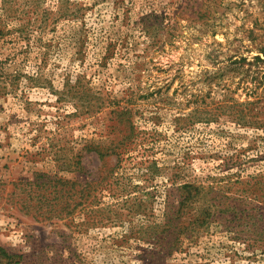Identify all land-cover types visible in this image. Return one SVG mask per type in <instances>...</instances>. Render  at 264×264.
Instances as JSON below:
<instances>
[{"label":"rangeland","instance_id":"374dc122","mask_svg":"<svg viewBox=\"0 0 264 264\" xmlns=\"http://www.w3.org/2000/svg\"><path fill=\"white\" fill-rule=\"evenodd\" d=\"M0 248L264 264V0H0Z\"/></svg>","mask_w":264,"mask_h":264},{"label":"trees","instance_id":"16d2710c","mask_svg":"<svg viewBox=\"0 0 264 264\" xmlns=\"http://www.w3.org/2000/svg\"><path fill=\"white\" fill-rule=\"evenodd\" d=\"M73 200V199H72ZM77 204V203H76ZM1 249V248H0ZM8 256V255H7Z\"/></svg>","mask_w":264,"mask_h":264}]
</instances>
